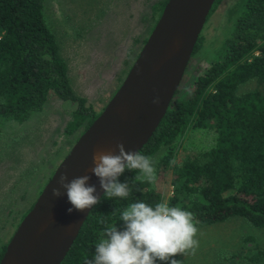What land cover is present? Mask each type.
Listing matches in <instances>:
<instances>
[{
	"label": "trees",
	"instance_id": "16d2710c",
	"mask_svg": "<svg viewBox=\"0 0 264 264\" xmlns=\"http://www.w3.org/2000/svg\"><path fill=\"white\" fill-rule=\"evenodd\" d=\"M166 1L152 2L143 14L148 33ZM219 1L213 2L206 20ZM45 2L0 0V129L9 120H26L53 92L76 102L63 132L77 139L103 108L96 110L74 89L58 38L45 16ZM220 35L221 53L191 84H179L158 126L138 150L156 158L157 175L169 174V195L164 196L157 182L137 183L127 199H108L103 193L59 264H85L105 227L116 225L123 230L121 211L137 201L151 206L167 201L192 212L198 226L239 216L264 228V0H235L226 9ZM202 38L200 33L192 56ZM140 47L130 48L132 58L125 73ZM250 81L253 86L244 88ZM195 130L204 136L194 144V134L184 141ZM135 175L126 169L120 182ZM8 240L0 242V257ZM249 250L243 258L264 264V244ZM175 258L185 264L183 255Z\"/></svg>",
	"mask_w": 264,
	"mask_h": 264
},
{
	"label": "rangeland",
	"instance_id": "374dc122",
	"mask_svg": "<svg viewBox=\"0 0 264 264\" xmlns=\"http://www.w3.org/2000/svg\"><path fill=\"white\" fill-rule=\"evenodd\" d=\"M154 1L46 0L45 16L58 38L72 85L96 110L105 106L127 73L130 48L140 47L149 34L143 14ZM234 1L220 0L205 21L200 49L191 55L182 87L191 84L194 76L221 53L222 42L218 39L226 9ZM251 86L252 81L244 88ZM75 107L76 102L50 92L40 110L21 122L9 120L0 129V242L11 237L22 211L35 201L76 140L63 132ZM192 134L193 144L204 136L195 130L184 141ZM156 176L167 197L171 190L169 174ZM196 226L199 248L195 255H183L185 264H251L243 255L264 244V228L244 217L231 216Z\"/></svg>",
	"mask_w": 264,
	"mask_h": 264
},
{
	"label": "water",
	"instance_id": "95a60500",
	"mask_svg": "<svg viewBox=\"0 0 264 264\" xmlns=\"http://www.w3.org/2000/svg\"><path fill=\"white\" fill-rule=\"evenodd\" d=\"M215 0H167L127 73L101 112L58 163L31 208L9 238L0 264H59L90 209L68 212L66 192L53 197L61 174L69 180L89 175V185L104 191L90 172L93 153L115 151L123 143L138 151L164 116L184 75L198 36ZM159 99V103L153 101Z\"/></svg>",
	"mask_w": 264,
	"mask_h": 264
},
{
	"label": "clouds",
	"instance_id": "9594fccd",
	"mask_svg": "<svg viewBox=\"0 0 264 264\" xmlns=\"http://www.w3.org/2000/svg\"><path fill=\"white\" fill-rule=\"evenodd\" d=\"M159 103V99L153 101ZM115 151L97 150L92 156L93 173L100 188L108 199H127L137 183L156 184V169L151 156L140 151H128L124 144L118 143ZM136 175L130 180L120 182L125 170ZM89 175L77 176L69 180L67 172L59 177L58 187L52 188L53 197H60L64 189L69 203V213L74 210L84 212L100 202L97 189L89 185ZM139 190V189H137ZM124 228L107 226L101 239L95 245V253L85 264H183L175 257L195 255L199 248L196 238L198 228L192 212L179 206H170L167 201L151 206L137 201L127 205L120 214ZM105 223L103 219L99 221Z\"/></svg>",
	"mask_w": 264,
	"mask_h": 264
}]
</instances>
